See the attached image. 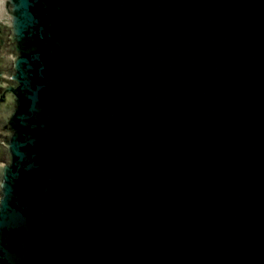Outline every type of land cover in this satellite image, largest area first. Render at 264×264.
<instances>
[{"label":"water","instance_id":"obj_1","mask_svg":"<svg viewBox=\"0 0 264 264\" xmlns=\"http://www.w3.org/2000/svg\"><path fill=\"white\" fill-rule=\"evenodd\" d=\"M0 264H264V0H0Z\"/></svg>","mask_w":264,"mask_h":264},{"label":"flooded vegetation","instance_id":"obj_2","mask_svg":"<svg viewBox=\"0 0 264 264\" xmlns=\"http://www.w3.org/2000/svg\"><path fill=\"white\" fill-rule=\"evenodd\" d=\"M0 58H1V53H0Z\"/></svg>","mask_w":264,"mask_h":264}]
</instances>
